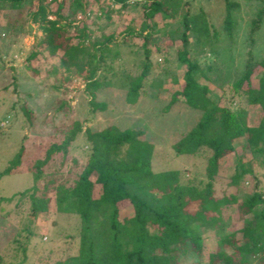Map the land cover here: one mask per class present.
<instances>
[{
    "label": "trees",
    "instance_id": "obj_1",
    "mask_svg": "<svg viewBox=\"0 0 264 264\" xmlns=\"http://www.w3.org/2000/svg\"><path fill=\"white\" fill-rule=\"evenodd\" d=\"M256 1L262 5L251 22L250 44L264 17V0ZM192 2L0 0V18L5 12L24 9L37 24L39 35H35L23 61L25 71L34 76L38 71L31 62L38 60L46 65L50 60L52 63L45 72H69L71 67L83 72L80 95L83 105L89 108L84 119H67L72 115L69 113L73 105L67 98L56 99L49 106L64 120L55 130L61 135L60 141L48 143L42 151L35 149L38 154L29 158L21 143L5 156L0 180L20 173L29 176L31 184L22 191L0 197V212L4 211L1 204L14 201L6 218L15 217L19 223L13 235L6 234L3 227L0 231V239L6 245L4 255L0 253V264H27L28 248L35 250L37 243L46 249L51 264H201L202 236L220 226L221 213L227 205L235 206L243 226L237 232L218 237L219 249L208 255L207 264H249L250 257L263 261L264 193L255 190V186L240 199L232 192L215 197V182L223 159L233 160L228 184L234 190L242 187L245 176L249 175L251 181L255 178L252 166L242 162L244 155L249 156L248 163L258 160L264 166V57L254 61L248 51L244 68L230 82L234 94L244 97V107L228 104L223 95L212 97L204 82L211 81L209 76H217V61L225 49L215 46L218 32L199 4L201 0L194 2L198 5L197 12L191 11ZM50 4L54 5L53 10ZM237 8L235 0H223V29L228 36L234 29L233 11ZM86 12L96 13V20L104 18L107 22L127 12L136 16L130 23L141 20L142 28L126 29L121 41L127 44L133 35L140 39L136 52L142 59L132 67L133 72L132 68L130 71L116 68L121 54L112 32L99 34V26L89 30L84 23L71 28L76 16ZM52 15L55 18L49 19ZM156 17L158 29L150 24ZM173 23L176 28L168 30ZM144 29L147 31L143 32ZM168 34L176 37L173 59L153 38ZM190 43L195 48H189ZM154 55L161 59L158 61L159 57ZM182 67L180 90L171 93L162 113L184 103L198 110L199 116L169 146L170 159L185 157L178 169L151 168L154 145L145 139V131L120 129L113 124L100 126L99 122L88 124L108 107L97 99L99 89L114 86L116 81L123 90L124 102L135 105L148 96L145 86L164 91L166 84L175 82V72ZM15 78L10 76L9 82L1 86L0 94L20 97ZM252 78L255 84L251 83ZM19 111L28 126L34 125L28 105ZM0 115V123L9 117L5 112ZM237 146L242 148L240 157L235 155ZM189 159L192 167L201 166L203 172L191 169ZM48 214L55 217L57 226H52L50 234L57 237L53 236L47 244L48 240L42 243L38 236L36 242L34 226L40 222V216ZM57 219L61 220L60 225Z\"/></svg>",
    "mask_w": 264,
    "mask_h": 264
},
{
    "label": "rangeland",
    "instance_id": "obj_2",
    "mask_svg": "<svg viewBox=\"0 0 264 264\" xmlns=\"http://www.w3.org/2000/svg\"><path fill=\"white\" fill-rule=\"evenodd\" d=\"M191 1H193L190 5L191 11L197 12V4H194L196 0ZM235 1L238 3V8L233 11L235 25L230 36L223 29V0H201L199 3L209 22L218 32L215 46L225 49V51L223 50L220 53L219 60L217 61L219 66L217 67L218 72L215 74L217 76H209L211 81L209 80L208 82L206 80L204 83L209 86L212 97H222L223 95L228 104L231 103L235 107H244V97L234 94L233 89L230 87V82L234 81L244 68L248 51L251 53L254 61H259L264 57V17L260 29L252 35L253 42L250 44L249 33L251 22L255 19L256 13L262 3L256 0ZM101 6H105V3L101 4ZM53 9L54 5L50 4V10ZM4 14V17L0 18V88L9 82L10 76L14 75L16 77L18 92L22 94L19 98L11 93L0 94V113L5 112V115L9 116L5 121L1 120L0 123V131L2 132L0 134V167H2L5 156L13 153L21 143L25 145V156L29 158L34 154L37 155L38 149L42 151L43 148H46L48 143L60 141L61 135L55 132V130L64 120L59 115L60 113L55 111V108L49 106L52 102L55 104L56 99L67 98L71 106L73 105V109L69 113L72 115H69L70 117L68 116L67 119L72 117L84 119L87 116L86 111L89 110L86 105H83L84 101L81 98L82 95H80L83 88V80L81 79V76L84 74L83 72H76L74 67H71L69 72H61V70L55 73L45 72L52 63L50 60H48L46 65L41 64L38 60H33L31 65L38 71L34 76L25 71L22 66L23 61L34 44L35 35H39L37 24L29 19L24 9L8 11ZM95 16L96 13L88 12L84 15L76 16L71 28L73 29L75 24L80 25L84 23L89 30L92 27L95 29L99 26L101 29L99 34L104 35L112 32L115 43L119 45L117 49L121 54L116 68H128L130 71L142 59V55L136 52L140 39L136 35H133L129 43L125 44L121 41L126 35V29L137 30L142 28L143 25H140L141 20H134V22L130 23L132 17L136 18L135 13L131 12L122 13L119 19L115 17L112 22H107L104 18L96 20ZM54 18L53 15L49 17V19ZM155 19H151L150 24L153 28L158 29V18L156 17ZM60 24L64 25V21H61ZM176 26L177 24L173 23L167 29L173 30ZM146 31L147 29L143 30V32ZM94 35H98V32H95ZM153 38L155 44L160 48H164L168 52V57L173 59V48L177 45L175 41L176 37L168 34L164 36L154 35ZM188 47H194L193 43H190ZM154 57H159L158 61L161 59L157 55H154ZM9 67H13V70H9ZM86 68L84 66V69ZM183 70L184 67L175 72V82L171 85L166 84L164 91L160 89L150 90L151 88L145 86L148 96L140 98L135 105H127L124 102L123 90L116 81V85L114 86L99 89L96 92L97 99L100 102L106 103L108 107L103 112L97 113L93 120H89L88 124L99 122L96 124L100 126L113 124L120 129L143 130L145 131V139L154 145L150 161L151 168L154 171L178 169L179 165H183L182 162L185 157L170 159L171 156L168 154L170 153L169 146L171 143L178 141L180 136L196 122L199 112L184 103L175 104L167 113H162V110L170 99L171 93L175 90H180V77ZM131 72H133V68ZM65 77H68L69 80H66ZM153 83L160 85L159 82L154 80ZM251 83L255 84V78H252ZM53 87L58 90H53ZM155 96H158V98ZM23 105H28L32 110L34 115V125L32 126H28V122L20 115L19 110ZM35 149H37L36 152ZM241 151V146H237L235 155L240 157ZM188 161V166L191 169L199 171V173L203 172V167L198 166L194 168L190 164L191 159ZM248 161L249 156L244 155L242 162L245 163V166H252L255 178L251 181L249 175L245 176L242 187L237 190H234L228 184L233 168L232 158L223 159L220 162L219 177L215 182V197L232 192L240 199L243 195L252 191L255 186V190L264 193V166L258 160H253L251 163H248ZM186 172L190 173L188 169H186ZM30 184L31 180L29 176L24 174L19 173L3 177L0 180V197H7L13 193L22 191L28 188ZM13 206L14 201L9 204H1L4 211L0 212V223L2 224L1 221H3L0 231H2L3 227L8 235H13L19 227L18 220L15 217L11 218V220L10 218H6V213L11 212ZM39 219L40 222L37 226H34V232L37 235L36 242H38L39 236L42 243L48 240L47 244H49L53 240V236H55L52 233L50 234L52 226H57V224H54L55 217L48 214L40 216ZM57 221L60 225L61 220L57 219ZM242 226L243 221L238 219L235 206L227 205L224 207L221 213L220 226L214 230H207L202 236L201 264H207L208 255L219 249L216 245V240L219 236H223L230 231L237 232ZM3 248H6V245L0 239V253L2 255H4L2 253ZM43 248L40 243H37L35 250L29 247L27 251V264H51L49 261L51 257L47 255L46 249ZM225 249L227 248L225 247ZM6 260L8 259L5 258V262ZM248 261L249 264H264V258L262 262L251 257L248 258Z\"/></svg>",
    "mask_w": 264,
    "mask_h": 264
}]
</instances>
